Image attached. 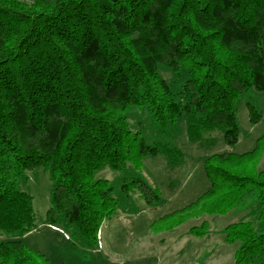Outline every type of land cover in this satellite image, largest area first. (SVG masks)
<instances>
[{
	"label": "trees",
	"instance_id": "1",
	"mask_svg": "<svg viewBox=\"0 0 264 264\" xmlns=\"http://www.w3.org/2000/svg\"><path fill=\"white\" fill-rule=\"evenodd\" d=\"M161 66L185 78L177 95ZM251 90L264 92V0H0V232L19 236L0 240V264H53L27 242L39 227L33 197L17 188L27 171L42 168L53 183L45 226L96 247L119 209L99 172L141 171L158 156L182 163L178 146L147 144L127 115L147 108L162 131L185 119L189 142L218 132L232 147L240 139L237 104ZM249 110L252 124L264 119ZM263 154L264 136L251 152L206 158L210 188L152 230L228 215L255 192L254 217L264 226ZM121 191L161 203L139 177ZM208 229L204 222L190 233ZM225 241L240 244L234 264H264V233L252 221L226 227Z\"/></svg>",
	"mask_w": 264,
	"mask_h": 264
},
{
	"label": "rangeland",
	"instance_id": "2",
	"mask_svg": "<svg viewBox=\"0 0 264 264\" xmlns=\"http://www.w3.org/2000/svg\"><path fill=\"white\" fill-rule=\"evenodd\" d=\"M160 72L177 95L182 90L185 78L164 66L160 67ZM237 105L240 139L232 147L226 145L222 134L218 132L202 144L189 142L185 119L162 131L147 108H134L127 115L129 129L140 132L147 144L165 142L178 146L183 153L182 163L174 167L169 165L164 156H158L146 159L141 171H135L132 167L125 171L106 168L97 174L96 180L110 181L114 197L119 200L118 212L101 227L100 236L103 237L105 249L99 256L94 255L92 248L95 247L88 248L82 244L78 233H71L72 240L66 242L63 234L49 231L45 219L51 207L53 183L42 168L27 171L25 178L17 181V188L33 197L39 227L29 242L43 250L39 252L46 254L53 264H234L240 244L226 243V227L241 220H250L258 232L264 233V226L254 217L259 206L256 192L228 215L194 216L172 232H154L151 227L160 218L195 202L210 188L204 171L206 158L215 153L251 152L257 140L264 136V119L254 125L249 117L251 106L264 116V92L251 90L240 98ZM257 170H264V154ZM138 177L158 190L161 196L158 206L146 204L139 191L128 196L122 193L123 182ZM204 222L209 225L206 236H193L190 229ZM16 239L19 236L0 232L1 241Z\"/></svg>",
	"mask_w": 264,
	"mask_h": 264
},
{
	"label": "crops",
	"instance_id": "3",
	"mask_svg": "<svg viewBox=\"0 0 264 264\" xmlns=\"http://www.w3.org/2000/svg\"><path fill=\"white\" fill-rule=\"evenodd\" d=\"M47 228L49 229V231H50L51 233H54V234H63V238H64V240H65L66 242H70V241H69V236H68L67 233H65L63 230H61V229H59V228H56V227H47ZM36 232H37V231H36ZM36 232H35V233H36ZM35 233H33V234H31V235H29V236L27 237V242H28V244H30L31 246H33V248H35L36 250H38V251H43V250L39 249L35 244H31V243L29 242V239H30L31 237H34V234H35ZM37 237H38V236H37ZM102 238H103V237L100 236V240H99V244H98V246H96L95 249L92 248L93 251L95 252L94 255L99 256L100 254L103 253V251H104V249H105V245H104L103 242H102ZM67 244H68V243H67ZM44 253H45V252H44ZM45 255H46V254H45ZM99 259H100V257H99ZM67 260H69V258H67ZM83 262H85V261H83Z\"/></svg>",
	"mask_w": 264,
	"mask_h": 264
}]
</instances>
